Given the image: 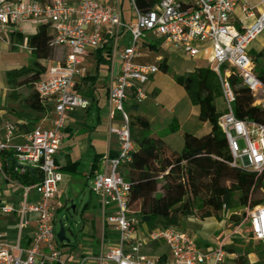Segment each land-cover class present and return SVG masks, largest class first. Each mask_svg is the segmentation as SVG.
<instances>
[{
    "label": "built area",
    "instance_id": "built-area-1",
    "mask_svg": "<svg viewBox=\"0 0 264 264\" xmlns=\"http://www.w3.org/2000/svg\"><path fill=\"white\" fill-rule=\"evenodd\" d=\"M124 1L131 11L129 18ZM41 26L50 34L49 46L65 50V55L48 66L45 78L35 86L41 101L51 106L46 119L25 132L13 123L0 126V175L20 178L30 171L38 179L31 185L19 181L18 204L0 206L1 215L17 221L13 241L0 233V264H61L63 244L54 231V207L59 204L63 175L56 155L67 114L89 107L76 88L88 74L87 60L99 52L109 72L108 133L116 137L118 151L113 158L104 156L92 177L100 240L64 264H225L230 255L225 249L228 236L200 247L195 237L178 227L148 229L130 207V187L119 174L135 150L125 107L139 106L148 98L144 86L159 72L157 64L138 62L148 37L188 60L198 58L213 65L223 104L217 124L227 142L229 165L261 178L264 194V119L236 118V97L229 82L235 77L238 86L250 93L252 106L264 110V83L257 76L259 63L254 57L257 53L264 57V43L255 53L251 48L264 34V0H160L146 12L139 11L134 0H0V38L9 43L11 36L24 37L25 27L37 32ZM244 210L243 215L234 213L240 218L234 233L247 228L255 241L264 242V199ZM29 215L35 216V229L24 247Z\"/></svg>",
    "mask_w": 264,
    "mask_h": 264
},
{
    "label": "trees",
    "instance_id": "trees-1",
    "mask_svg": "<svg viewBox=\"0 0 264 264\" xmlns=\"http://www.w3.org/2000/svg\"><path fill=\"white\" fill-rule=\"evenodd\" d=\"M160 0H134L136 8L146 12ZM50 34L45 26L39 27L34 35L9 38L10 50L18 46L29 49L31 58L29 66L9 70L5 73V82L10 90L28 86L31 90L25 100V107L33 112L47 114L50 105H45L39 98L35 86L42 81L48 66L42 62L52 59L53 50L49 46ZM141 48L149 53H156L157 47L146 43ZM259 63L256 73L264 83V57L262 53L254 54ZM93 60L96 66L106 64V60L97 53ZM160 72H170L167 58H161L158 63ZM175 83L186 93L191 104L197 108L198 120L206 123L210 130L202 136L184 133L182 149L172 152L168 149L160 134L153 133L148 120L138 114L130 115L131 139L135 150L131 153V162L119 169V174L130 187V207L136 211L142 224L148 229L179 227L180 221L195 213L201 219L217 218L223 211L239 207L250 208L258 206L262 200L251 202L255 191L261 190L262 179L254 173L232 168L225 136L218 127L217 121L222 113L217 104L221 101L220 86L216 74L210 67L195 68L193 71L174 77ZM230 85L236 97L234 115L241 120L262 122L264 110L252 106L253 99L243 87H239L237 79L231 77ZM85 98L91 91L76 88ZM138 106H136L137 109ZM89 122L94 120L98 110L90 102L86 109ZM93 122V121H92ZM175 122V120H174ZM99 123L88 124L93 129ZM23 129V126H19ZM176 128L171 129L174 131ZM28 131V129H27ZM9 158L4 160L7 170ZM79 163L65 168L66 172L75 170ZM61 171V170H60ZM75 174H77L75 172ZM94 175L90 172L89 178ZM19 181L31 185L38 181L34 172L27 171L20 176ZM233 228L239 224L238 216H231ZM228 254H238L237 262L246 263V252L241 256L235 249L227 248Z\"/></svg>",
    "mask_w": 264,
    "mask_h": 264
},
{
    "label": "rangeland",
    "instance_id": "rangeland-1",
    "mask_svg": "<svg viewBox=\"0 0 264 264\" xmlns=\"http://www.w3.org/2000/svg\"><path fill=\"white\" fill-rule=\"evenodd\" d=\"M35 33L36 29H33L29 32H23V36L27 37ZM146 43L156 46L158 51L149 53L141 48L138 62L156 65L160 58H167L170 72L164 74L159 71L149 78V81L144 86L148 98L139 105L138 113H145L150 121L152 131L163 136L167 144L179 151L182 147L184 133L191 131V127L197 129L196 126L200 121L198 120L197 108L191 104L185 91L175 83L174 77L191 72L195 68H212L213 65L198 58L188 60L179 54L168 51L158 41L150 37L147 38ZM263 43L264 34L251 44L253 52L259 51ZM52 50L51 60H55V58L61 60L63 57L62 53L59 54L57 50ZM30 61L29 52L24 46H20L16 51L12 52L10 44L0 40V87L2 86V80H4L3 71L29 66ZM42 64L46 67L49 62H42ZM27 92L31 93V90L24 88L23 94ZM217 106L219 110L223 109L221 101H219ZM1 107L2 101H0ZM125 108L129 113L128 107L126 106ZM174 128L176 129L171 131ZM194 133L201 134L204 132L198 131ZM238 144L240 149H242L244 146L243 142L239 141ZM91 189V179L86 180L82 177H74L72 183L64 191L59 204L54 207L55 234L58 233L61 223L65 230V237L69 245L73 247L82 248L85 243L96 246L100 240L99 221L97 222L96 220L90 223L89 219L85 220L84 218L87 213L86 205L94 198L91 195ZM260 199H264V194L261 190H257L254 192L251 202ZM234 213L243 215L245 213L244 207L223 211L217 218L204 220L200 218V214L195 213L193 216L182 219L178 229L179 231L187 232L193 237L200 236L201 239L197 240L200 247H204V243L213 244L215 241L228 236L225 249H235L241 256L249 252L245 256L246 263L237 262L239 255L235 254V257L228 258L225 264H264V242L255 241L249 235L247 228L234 233L233 222L230 219ZM161 252L162 250L160 249L155 253Z\"/></svg>",
    "mask_w": 264,
    "mask_h": 264
},
{
    "label": "crops",
    "instance_id": "crops-1",
    "mask_svg": "<svg viewBox=\"0 0 264 264\" xmlns=\"http://www.w3.org/2000/svg\"><path fill=\"white\" fill-rule=\"evenodd\" d=\"M104 2L112 3L113 0H102ZM123 9L125 16L129 18L131 16V11L129 10L128 2L124 1ZM32 27H25L23 32H29L33 30ZM1 41L7 42L6 39L0 38ZM19 47H17L18 49ZM62 53V59L55 58V60L49 61V65L52 63H59L63 60L65 55V50L55 49ZM161 59V58H160ZM159 59V60H160ZM158 60V61H159ZM157 61V63H158ZM88 65V74L87 76L77 83V87L83 90H90L92 93L89 98H86L92 102L93 106L98 110L97 115L94 116V120L88 121L86 110H75L69 112L68 123L64 130V138L62 140L60 149L56 155V161L60 167V170L63 175V180L59 185L60 191V200L63 197L64 191L70 183H72L74 177H82L84 179L89 178L90 172H97L100 167V161L104 156H109L111 158L117 155L118 144L116 137L108 133V107H107V91L108 90V66L107 62L104 65L96 66L93 57L87 60ZM48 65V66H49ZM13 70V69H12ZM9 70L3 71L2 76V86L0 87V101H2V107L0 108V126L3 123H13L18 126H23L21 129L23 132L29 130L30 128L42 123L47 114H41L33 112L25 107V100L29 97L30 92L23 94V89L28 86H22L16 88L15 90H10L5 82V73ZM77 90V89H76ZM78 92V90H77ZM79 93V92H78ZM153 93V91H152ZM80 94V93H79ZM81 95V94H80ZM129 110V115L135 116L136 114L146 118L150 124L148 117L145 113H138V107L127 105ZM96 118L99 119V123L93 128L89 129L88 124L95 123ZM197 129L191 127V131L186 132L193 134L195 136H202L209 133V126L206 123L199 122L197 124ZM152 131V127L150 124ZM197 130V131H195ZM204 132L197 134L194 132ZM153 133H156L152 131ZM158 134V133H156ZM163 137V136H162ZM165 145L172 152H180L181 150L173 149L169 144H167L163 138ZM183 143V140H182ZM182 149V147H181ZM79 163L80 166L75 170L69 172L65 171L70 165ZM75 172L77 174H75ZM8 173V172H7ZM8 178L5 179L0 175V206L5 204L17 205L20 198V189L18 187L19 178L13 174H7ZM92 195V194H91ZM35 196L32 195L30 200H34ZM85 220L89 219L90 223L99 221L98 214V203L95 198H92L91 201L86 205ZM28 220L31 222L29 228L25 231L24 237L22 240V245L27 247L29 244V235L35 229V216L29 215ZM96 222V223H97ZM17 221L14 216H4L0 214V233L8 241H13L16 235ZM197 240H200V236L195 237ZM204 247H207L212 244H203ZM89 246L85 243L82 248L73 247L67 244L61 245L62 258L61 264L70 263L75 259L82 251H84ZM235 254L229 255L228 258H234ZM60 264V263H59Z\"/></svg>",
    "mask_w": 264,
    "mask_h": 264
},
{
    "label": "water",
    "instance_id": "water-1",
    "mask_svg": "<svg viewBox=\"0 0 264 264\" xmlns=\"http://www.w3.org/2000/svg\"><path fill=\"white\" fill-rule=\"evenodd\" d=\"M56 238H57V241L60 243V244H67L68 243V240L66 239L65 237V230L62 226V224L60 223V228H59V231L58 233L56 234Z\"/></svg>",
    "mask_w": 264,
    "mask_h": 264
}]
</instances>
